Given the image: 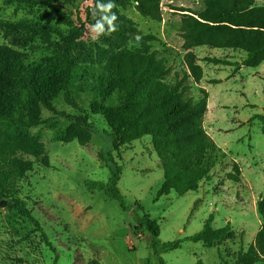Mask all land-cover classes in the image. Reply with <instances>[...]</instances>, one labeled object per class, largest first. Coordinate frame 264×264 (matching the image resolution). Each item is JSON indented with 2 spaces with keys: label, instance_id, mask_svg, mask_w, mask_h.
I'll use <instances>...</instances> for the list:
<instances>
[{
  "label": "rangeland",
  "instance_id": "obj_1",
  "mask_svg": "<svg viewBox=\"0 0 264 264\" xmlns=\"http://www.w3.org/2000/svg\"><path fill=\"white\" fill-rule=\"evenodd\" d=\"M77 2L85 8L94 0ZM256 5H264V0H256ZM58 6L68 15L75 14L63 2ZM180 7L195 9L203 4L201 0H162L160 21L144 18L134 5L124 11L144 33L159 38L152 48L170 68V82L181 79L187 70L184 60L187 51L181 36L183 13L173 9ZM0 19H26L68 31L47 7L9 0H0ZM20 34L21 40L13 43L12 37L0 29V44L22 53L23 68L45 86L46 70L56 64L59 50L45 44L39 36ZM84 38L101 43L104 34L97 35L87 28ZM191 51L199 59L210 56L237 63L246 55L238 48L207 45ZM199 63L204 78L200 84L187 81L188 97L197 102L203 96L202 89L208 94L202 128L216 147L211 180L201 181L195 191L184 196L172 191L159 197L164 172L152 137L144 136L113 151L115 161L122 167L118 184L122 200L111 199L101 190H90L89 182H106L110 176L101 153L112 149V130L102 114L90 111L91 95L77 91L79 107L74 108L63 93L50 92L57 112L41 107L39 124L21 131L44 144L49 163L46 166L42 158L20 154L32 162V169L14 186V196L26 204L50 245L29 218L4 200L0 204V264H159L153 248L155 240L162 243L184 240L199 232L211 216L215 229L231 224L233 241L207 247L184 240L180 248L164 252L160 257L165 264H223L222 254L228 264L235 263L238 252L248 249L264 224L256 208L264 193V118H261L264 61L257 67L237 69L231 65ZM212 80L218 83H211ZM27 92L21 91L25 107H17L13 112L15 120L28 113ZM84 111L95 127L94 133L79 128L76 123ZM72 133L77 139L65 142ZM235 164L240 169L239 182L227 179ZM198 200L200 203L196 204ZM145 215L156 222L158 238L146 226L136 230Z\"/></svg>",
  "mask_w": 264,
  "mask_h": 264
},
{
  "label": "trees",
  "instance_id": "obj_2",
  "mask_svg": "<svg viewBox=\"0 0 264 264\" xmlns=\"http://www.w3.org/2000/svg\"><path fill=\"white\" fill-rule=\"evenodd\" d=\"M27 6H42L50 10L59 27L32 23L23 19L7 21L0 19V29L12 37L13 43L21 40V32L29 36H39L45 44L59 50L56 64L46 70L45 86L40 84L31 72L23 68V54L16 49L0 44V204L17 209L29 218L50 245L39 222L30 214L26 204L15 197V183L22 180L32 169V162L20 154L42 158L48 165L45 146L21 131L38 125L41 107L57 112L50 92L63 93L65 100L78 108L76 92L91 95L89 109L102 114L112 130V149L102 152L101 158L110 171L106 182H89L90 190H101L111 199L122 200L118 187L122 167L115 161L113 151L144 136L152 137L153 148L160 160L164 180L159 197L175 191L179 196L195 191L201 181L211 180L215 163V144L202 128V119L207 112V92L202 89V98L195 102L188 97L191 79L200 84L204 78L199 62L215 65L257 67L264 61V5H256V0H201L202 8H173L182 12L181 36L183 48L187 51L184 60L187 70L181 79L168 81L171 70L158 51L152 48L159 38L146 34L139 25L124 13L134 5L144 18L162 19V0H112L117 19L115 31L108 34L105 17L109 15L97 3L107 5L109 0H94L93 4L81 8L77 0H9ZM59 2L69 5L75 14L68 15L58 6ZM99 22L105 27L103 42H92L84 38L87 28ZM57 37V40H55ZM139 38V39H137ZM238 48L245 52L241 62H231L221 58L206 56L199 59L191 51L194 47ZM92 78V81H91ZM81 81V82H80ZM82 83V84H80ZM211 83H218L212 80ZM28 92L27 115L17 120L13 112L17 107H25L21 91ZM76 118L79 128L94 133L95 127L89 122L87 112ZM64 115V114H61ZM263 119L264 116H261ZM69 134L65 142L77 139ZM227 179L240 181L239 165ZM200 203V200L196 204ZM256 208L264 222V193L257 200ZM213 216L203 228L185 241L203 243L207 247L223 245L234 240L230 223L220 229L212 225ZM147 227L155 238L159 229L148 215L136 228ZM184 240L162 243L155 240L154 252L159 264H165L160 255L180 248ZM223 264L228 262L220 254ZM264 263V224L254 242L246 251L238 252L234 264ZM97 264V263H96Z\"/></svg>",
  "mask_w": 264,
  "mask_h": 264
},
{
  "label": "clouds",
  "instance_id": "obj_3",
  "mask_svg": "<svg viewBox=\"0 0 264 264\" xmlns=\"http://www.w3.org/2000/svg\"><path fill=\"white\" fill-rule=\"evenodd\" d=\"M97 8H103L109 15L105 17V21L108 25V34H110L112 31H115V21L117 19L115 13H112V8L115 7V4L112 2V0H109L107 5H103L101 3H97ZM91 31L96 33L97 35L105 34V27L103 24L96 22L95 25L92 26ZM95 38V37H94ZM139 39V38H137Z\"/></svg>",
  "mask_w": 264,
  "mask_h": 264
},
{
  "label": "crops",
  "instance_id": "obj_4",
  "mask_svg": "<svg viewBox=\"0 0 264 264\" xmlns=\"http://www.w3.org/2000/svg\"><path fill=\"white\" fill-rule=\"evenodd\" d=\"M260 264H264V263H260Z\"/></svg>",
  "mask_w": 264,
  "mask_h": 264
}]
</instances>
